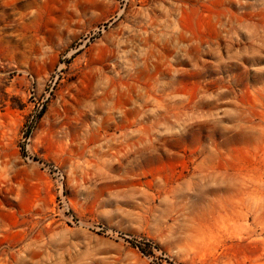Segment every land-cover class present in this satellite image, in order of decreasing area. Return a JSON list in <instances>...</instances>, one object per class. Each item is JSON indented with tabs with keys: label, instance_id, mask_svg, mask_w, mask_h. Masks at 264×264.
I'll return each instance as SVG.
<instances>
[{
	"label": "rangeland",
	"instance_id": "obj_1",
	"mask_svg": "<svg viewBox=\"0 0 264 264\" xmlns=\"http://www.w3.org/2000/svg\"><path fill=\"white\" fill-rule=\"evenodd\" d=\"M0 264H264V0H0Z\"/></svg>",
	"mask_w": 264,
	"mask_h": 264
}]
</instances>
